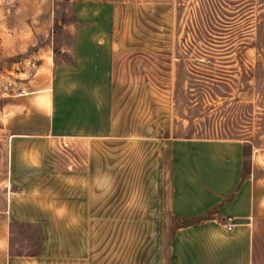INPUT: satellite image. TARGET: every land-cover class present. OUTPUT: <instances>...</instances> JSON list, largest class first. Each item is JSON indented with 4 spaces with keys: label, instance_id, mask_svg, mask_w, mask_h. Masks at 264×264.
Returning a JSON list of instances; mask_svg holds the SVG:
<instances>
[{
    "label": "crops",
    "instance_id": "1",
    "mask_svg": "<svg viewBox=\"0 0 264 264\" xmlns=\"http://www.w3.org/2000/svg\"><path fill=\"white\" fill-rule=\"evenodd\" d=\"M73 5L67 39L6 46L43 78L0 94V264H264V154L243 175L242 139L172 135L173 3Z\"/></svg>",
    "mask_w": 264,
    "mask_h": 264
},
{
    "label": "rangeland",
    "instance_id": "2",
    "mask_svg": "<svg viewBox=\"0 0 264 264\" xmlns=\"http://www.w3.org/2000/svg\"><path fill=\"white\" fill-rule=\"evenodd\" d=\"M75 1L0 0V94L35 87L43 78L34 72L39 63L34 58L22 62L23 80L12 75V61L26 57L33 47L8 54L6 46H19L28 35L35 45L67 39L62 32L53 37L51 32L70 21ZM170 1L176 57L172 135L242 139L243 175L248 174L251 157L259 166L264 154V0ZM53 49L56 56L68 58ZM5 169L6 147L0 137V186Z\"/></svg>",
    "mask_w": 264,
    "mask_h": 264
},
{
    "label": "trees",
    "instance_id": "3",
    "mask_svg": "<svg viewBox=\"0 0 264 264\" xmlns=\"http://www.w3.org/2000/svg\"><path fill=\"white\" fill-rule=\"evenodd\" d=\"M215 210V207L210 208L199 215L190 216V215H171L170 220V229H174L177 226L190 224L196 222L200 219H204L210 216V214Z\"/></svg>",
    "mask_w": 264,
    "mask_h": 264
},
{
    "label": "built area",
    "instance_id": "4",
    "mask_svg": "<svg viewBox=\"0 0 264 264\" xmlns=\"http://www.w3.org/2000/svg\"><path fill=\"white\" fill-rule=\"evenodd\" d=\"M61 144L63 146H66L67 142L66 141H61ZM221 224L223 225V227L226 230L231 229L232 225H233V217L231 215H225L222 219H221Z\"/></svg>",
    "mask_w": 264,
    "mask_h": 264
}]
</instances>
